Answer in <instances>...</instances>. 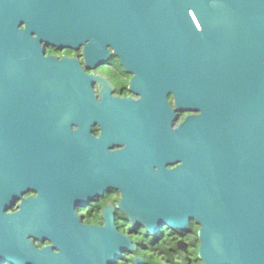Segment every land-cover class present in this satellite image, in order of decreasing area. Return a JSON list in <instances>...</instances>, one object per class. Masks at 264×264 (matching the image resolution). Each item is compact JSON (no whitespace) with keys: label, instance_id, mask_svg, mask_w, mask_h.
Returning a JSON list of instances; mask_svg holds the SVG:
<instances>
[{"label":"water","instance_id":"water-1","mask_svg":"<svg viewBox=\"0 0 264 264\" xmlns=\"http://www.w3.org/2000/svg\"><path fill=\"white\" fill-rule=\"evenodd\" d=\"M41 44L84 46L89 70L109 58V44L133 59L155 49L163 72L172 62L179 108L200 114L171 137L160 135L157 146H177L180 176L187 170L192 176V212L185 181L177 200L164 206L156 180L127 181L123 164L117 165L121 173L103 172L109 91L102 89L99 98L94 86H105L103 80L86 75L78 60L44 58ZM26 51L29 75L23 78ZM96 123L98 139L91 137ZM124 152L113 157L122 163ZM78 154L97 156L100 182L121 190L120 210L152 235L163 222L185 230L192 216L201 227L203 264H264V0H0V264L37 262L27 242L29 179L60 176L44 172L65 163L79 168L85 160ZM133 249L109 220V264Z\"/></svg>","mask_w":264,"mask_h":264},{"label":"flooded vegetation","instance_id":"flooded-vegetation-1","mask_svg":"<svg viewBox=\"0 0 264 264\" xmlns=\"http://www.w3.org/2000/svg\"><path fill=\"white\" fill-rule=\"evenodd\" d=\"M41 48L44 58L55 55L59 60H78L86 75L103 80L105 86H94L99 98L102 89L109 91V161H105L103 172L121 173L117 165L123 164L122 173L127 181L138 178L153 183L156 180L159 205L164 206L172 198L177 200L185 181L186 210L192 212V192L188 185L192 183V176L188 170L185 178L180 176L178 168L182 162L178 160L177 146H157L160 135L163 139L171 137L188 118L200 114L190 108H179L172 62L166 76L168 73L162 71L166 67H160L162 60L156 56L155 49H150L149 57L133 59L120 56L109 44V58L89 70L83 56L84 46L50 50L48 44H41ZM11 54L14 63L11 76L15 77L16 87L19 75L16 47H12ZM24 58L23 78H26L29 75L27 51ZM77 129L73 125L72 130ZM100 136L101 128L96 123L91 127V137ZM189 145L192 151L193 144ZM123 151V162L119 163L113 155ZM95 157L78 154L75 158L85 160L78 164L79 168H69L70 164L65 163L61 170L44 172L60 176L29 179L23 197L30 212L27 242L32 248L30 255L38 257L37 262L33 259L28 264H109V220L117 233L127 237L134 247L123 253L115 264H203L199 258L201 227L192 216L185 230L163 222L152 235L120 210L123 193L100 182L102 170L93 160ZM22 201L12 212L18 211ZM37 208L45 210L43 217L35 215ZM162 238L167 240L160 243Z\"/></svg>","mask_w":264,"mask_h":264},{"label":"rangeland","instance_id":"rangeland-1","mask_svg":"<svg viewBox=\"0 0 264 264\" xmlns=\"http://www.w3.org/2000/svg\"><path fill=\"white\" fill-rule=\"evenodd\" d=\"M140 240H141V238L138 237L137 241H140ZM166 240H167L166 238H162L160 243H163V242L166 241Z\"/></svg>","mask_w":264,"mask_h":264},{"label":"trees","instance_id":"trees-1","mask_svg":"<svg viewBox=\"0 0 264 264\" xmlns=\"http://www.w3.org/2000/svg\"><path fill=\"white\" fill-rule=\"evenodd\" d=\"M180 264V263H179Z\"/></svg>","mask_w":264,"mask_h":264}]
</instances>
